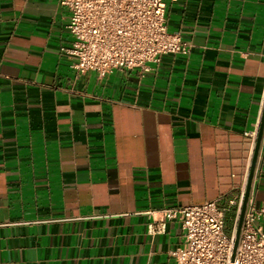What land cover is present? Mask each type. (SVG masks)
<instances>
[{
	"label": "crops",
	"instance_id": "0c3cea01",
	"mask_svg": "<svg viewBox=\"0 0 264 264\" xmlns=\"http://www.w3.org/2000/svg\"><path fill=\"white\" fill-rule=\"evenodd\" d=\"M59 0H0V264H177L216 201L236 232L264 108V0H167L192 46L145 73L78 74ZM250 198L264 207V134ZM230 234V235H231Z\"/></svg>",
	"mask_w": 264,
	"mask_h": 264
},
{
	"label": "built area",
	"instance_id": "2783aa9c",
	"mask_svg": "<svg viewBox=\"0 0 264 264\" xmlns=\"http://www.w3.org/2000/svg\"><path fill=\"white\" fill-rule=\"evenodd\" d=\"M70 14L72 66L101 77L115 71L145 73L163 57L188 56L192 46L168 29L167 0H59ZM150 235L172 222L183 230V246L170 252L177 264H264V207L249 198L234 261L235 233L225 231V214L210 201L148 209Z\"/></svg>",
	"mask_w": 264,
	"mask_h": 264
},
{
	"label": "water",
	"instance_id": "95a60500",
	"mask_svg": "<svg viewBox=\"0 0 264 264\" xmlns=\"http://www.w3.org/2000/svg\"><path fill=\"white\" fill-rule=\"evenodd\" d=\"M263 134H264V108H263V112H262V117H261V121H260L258 134L256 137L254 155H253V159H252V164H251V168H250V172H249V177H248L246 189H245L243 200H242V206H241V210H240V214H239L237 229L235 232L232 261H234V259H235L236 250L238 248V244H239V240H240V233H241V229H242V225H243V221H244V217H245V213H246V209H247V205H248V200L250 198L251 189L253 186V180H254L258 156H259V152H260V148H261Z\"/></svg>",
	"mask_w": 264,
	"mask_h": 264
},
{
	"label": "rangeland",
	"instance_id": "374dc122",
	"mask_svg": "<svg viewBox=\"0 0 264 264\" xmlns=\"http://www.w3.org/2000/svg\"><path fill=\"white\" fill-rule=\"evenodd\" d=\"M233 229V219L230 217V214L227 217V222H226V226H225V231L228 235L231 234V231Z\"/></svg>",
	"mask_w": 264,
	"mask_h": 264
}]
</instances>
